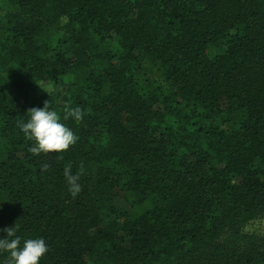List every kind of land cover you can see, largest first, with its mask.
<instances>
[{"label": "trees", "instance_id": "obj_1", "mask_svg": "<svg viewBox=\"0 0 264 264\" xmlns=\"http://www.w3.org/2000/svg\"><path fill=\"white\" fill-rule=\"evenodd\" d=\"M46 101L62 153L18 126ZM263 218L264 0H0V230L39 264H264Z\"/></svg>", "mask_w": 264, "mask_h": 264}, {"label": "clouds", "instance_id": "obj_2", "mask_svg": "<svg viewBox=\"0 0 264 264\" xmlns=\"http://www.w3.org/2000/svg\"><path fill=\"white\" fill-rule=\"evenodd\" d=\"M26 122L21 121L19 128L21 132L34 142L31 151L40 153H62L74 145L78 139L76 134L65 123L62 122L58 112L51 108L49 102H45L42 108H33ZM84 113L79 106L65 110L63 120L73 119L80 121ZM44 165L42 171H47ZM68 191L72 197L81 192L79 175H74L70 168L64 171ZM4 236L0 237V255L6 254L7 264H39L41 258L49 251L43 238L23 239L17 234L16 226L5 228Z\"/></svg>", "mask_w": 264, "mask_h": 264}, {"label": "rangeland", "instance_id": "obj_3", "mask_svg": "<svg viewBox=\"0 0 264 264\" xmlns=\"http://www.w3.org/2000/svg\"><path fill=\"white\" fill-rule=\"evenodd\" d=\"M245 229L247 232L250 233L252 232L264 235V218L253 221Z\"/></svg>", "mask_w": 264, "mask_h": 264}]
</instances>
